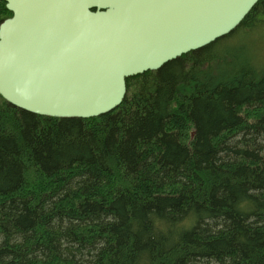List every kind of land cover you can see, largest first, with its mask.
<instances>
[{
	"label": "trees",
	"instance_id": "obj_1",
	"mask_svg": "<svg viewBox=\"0 0 264 264\" xmlns=\"http://www.w3.org/2000/svg\"><path fill=\"white\" fill-rule=\"evenodd\" d=\"M125 83L88 118L0 96V264H264V0Z\"/></svg>",
	"mask_w": 264,
	"mask_h": 264
},
{
	"label": "water",
	"instance_id": "obj_2",
	"mask_svg": "<svg viewBox=\"0 0 264 264\" xmlns=\"http://www.w3.org/2000/svg\"><path fill=\"white\" fill-rule=\"evenodd\" d=\"M0 96L56 118L114 109L125 78L230 33L258 0H4Z\"/></svg>",
	"mask_w": 264,
	"mask_h": 264
},
{
	"label": "rangeland",
	"instance_id": "obj_3",
	"mask_svg": "<svg viewBox=\"0 0 264 264\" xmlns=\"http://www.w3.org/2000/svg\"><path fill=\"white\" fill-rule=\"evenodd\" d=\"M257 29H255V30H253V31H256ZM236 44H238V43H236ZM259 55H262V51L261 50H259L258 52H257Z\"/></svg>",
	"mask_w": 264,
	"mask_h": 264
}]
</instances>
